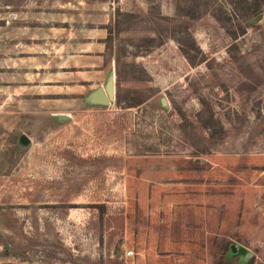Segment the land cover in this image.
I'll list each match as a JSON object with an SVG mask.
<instances>
[{
  "label": "rangeland",
  "instance_id": "rangeland-1",
  "mask_svg": "<svg viewBox=\"0 0 264 264\" xmlns=\"http://www.w3.org/2000/svg\"><path fill=\"white\" fill-rule=\"evenodd\" d=\"M3 261L264 264V0H0Z\"/></svg>",
  "mask_w": 264,
  "mask_h": 264
},
{
  "label": "water",
  "instance_id": "water-1",
  "mask_svg": "<svg viewBox=\"0 0 264 264\" xmlns=\"http://www.w3.org/2000/svg\"><path fill=\"white\" fill-rule=\"evenodd\" d=\"M104 89H105L107 95H105L103 93L102 86H97L96 88H94L93 90H91L88 93V95H87L88 100L94 101V102L105 103L107 101V99L113 95V79H112V77H110V76L108 77V79L106 80V82L104 84ZM96 90H99L101 92V96L93 97L92 93L95 92ZM160 102L162 104L165 103V98L161 96L160 97ZM19 141L21 143H25L26 142V137L24 135H21L19 137ZM230 248H231V250H235V246L233 244H230ZM237 249L239 251H242V247H238Z\"/></svg>",
  "mask_w": 264,
  "mask_h": 264
},
{
  "label": "trees",
  "instance_id": "trees-1",
  "mask_svg": "<svg viewBox=\"0 0 264 264\" xmlns=\"http://www.w3.org/2000/svg\"><path fill=\"white\" fill-rule=\"evenodd\" d=\"M258 7H257V5H254V4H252L251 6H250V9L251 10H256ZM0 264H17V263H12V262H0Z\"/></svg>",
  "mask_w": 264,
  "mask_h": 264
},
{
  "label": "built area",
  "instance_id": "built-area-1",
  "mask_svg": "<svg viewBox=\"0 0 264 264\" xmlns=\"http://www.w3.org/2000/svg\"><path fill=\"white\" fill-rule=\"evenodd\" d=\"M129 253V251H126V254H128Z\"/></svg>",
  "mask_w": 264,
  "mask_h": 264
}]
</instances>
